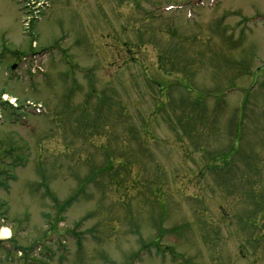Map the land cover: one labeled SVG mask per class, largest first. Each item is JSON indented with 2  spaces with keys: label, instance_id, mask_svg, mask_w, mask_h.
<instances>
[{
  "label": "rangeland",
  "instance_id": "rangeland-1",
  "mask_svg": "<svg viewBox=\"0 0 264 264\" xmlns=\"http://www.w3.org/2000/svg\"><path fill=\"white\" fill-rule=\"evenodd\" d=\"M7 99L0 264H264V0H0Z\"/></svg>",
  "mask_w": 264,
  "mask_h": 264
},
{
  "label": "trees",
  "instance_id": "trees-1",
  "mask_svg": "<svg viewBox=\"0 0 264 264\" xmlns=\"http://www.w3.org/2000/svg\"><path fill=\"white\" fill-rule=\"evenodd\" d=\"M7 105H9L7 102H1L0 101V106L2 107V108H6L7 107ZM9 107L12 109V110H17V108H14L13 106H10L9 105ZM2 242V240H0V243Z\"/></svg>",
  "mask_w": 264,
  "mask_h": 264
},
{
  "label": "bare ground",
  "instance_id": "bare-ground-1",
  "mask_svg": "<svg viewBox=\"0 0 264 264\" xmlns=\"http://www.w3.org/2000/svg\"><path fill=\"white\" fill-rule=\"evenodd\" d=\"M3 233L7 235V233H8V230H6V229H3Z\"/></svg>",
  "mask_w": 264,
  "mask_h": 264
}]
</instances>
